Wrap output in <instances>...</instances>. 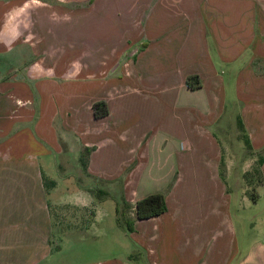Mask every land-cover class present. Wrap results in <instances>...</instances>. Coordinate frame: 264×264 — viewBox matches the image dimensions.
<instances>
[{
  "label": "crops",
  "instance_id": "obj_1",
  "mask_svg": "<svg viewBox=\"0 0 264 264\" xmlns=\"http://www.w3.org/2000/svg\"><path fill=\"white\" fill-rule=\"evenodd\" d=\"M1 55L11 63L0 65V264H41L57 245L53 236L60 242L68 235L60 209L96 207L89 193L70 186L75 175L52 161L66 157L65 141L74 142L77 163L92 149L84 177L121 181L128 199L173 183L163 214L128 219V242L141 263L127 250L73 264H264V228L245 250L237 245L218 173L220 146L203 130L226 103H238L242 133L261 153L264 184V0H0ZM189 77L197 87L187 88ZM98 101L107 115L95 119ZM170 113L188 118L179 142L154 134ZM164 143L171 152L160 175L147 152ZM206 148L200 161L191 157ZM114 151L126 157L103 169ZM51 163L56 174L47 172ZM152 172L163 186L138 181ZM186 179L191 196L180 189ZM204 210L212 221H201ZM68 223L71 234L85 228Z\"/></svg>",
  "mask_w": 264,
  "mask_h": 264
},
{
  "label": "rangeland",
  "instance_id": "obj_2",
  "mask_svg": "<svg viewBox=\"0 0 264 264\" xmlns=\"http://www.w3.org/2000/svg\"><path fill=\"white\" fill-rule=\"evenodd\" d=\"M10 63L9 56H0V65L4 67L6 64ZM239 106L238 103H226L225 111L218 114L215 120L213 119V123L203 127V130L208 133L207 137L211 138L220 146V159L222 163L221 165L218 164V173L219 175L221 174L223 181L225 180L224 184L227 189V194L229 195V203L226 208L227 218H229L232 224L237 245L241 250H245L250 244V241L261 239V233L264 228V184L258 186L260 165H257V161L261 157V153L252 152L246 148L244 138L237 127L236 119L241 118V113H239L240 109L238 110ZM186 120H188V118H186L185 115L176 119H174L171 113L163 115L161 121L157 124L158 126L154 134L163 137V141L173 139L174 142H179L183 139L182 137L185 138L187 134L185 133L186 127L183 126V124H186ZM198 120L196 116L192 119L195 124H197ZM194 133H196L195 130ZM65 143L67 145L64 144L65 146L62 145L61 148L63 150V155H66V157L61 158L58 156L52 158V161L55 162V164L59 162L60 173L75 175L76 179L71 182L70 186H75L89 193L96 207L94 210L88 208L82 211L73 210L70 207H67V209H60V211H65V213L59 211L61 214L58 215L64 218L66 217V223H64L66 226L63 227L68 235H65L64 239L61 237L60 242H57V239H55L56 236H53V242L57 245L54 247V251L52 250V253L49 254L48 258L41 264H57L58 262V264H73L78 260L101 259L109 255L123 256L127 250H130L136 261L141 263L142 254L139 256L137 251H132V246H130L128 242L129 231L125 223L129 218L131 219V215L133 219V207L137 197L136 192L128 199L125 196L123 197L122 193L124 191L121 181H115L113 183H96L89 181L83 175L84 170L81 163L79 161L78 163L75 162L74 154H76L77 151L73 148L75 146L74 142L65 141ZM164 144L165 146L162 147L161 145V150L159 151H151L149 149L150 151L148 150L147 152V162H150V166H152V161L158 160L156 165L160 175H162L166 169V161L171 152L166 149L167 147L169 148V146H166V143ZM206 149L207 150L193 151L194 154H191V157L200 161V158H204V153H209V149ZM125 157L126 154L124 152L114 151L113 164L108 167H106V165H102L101 167L103 169L114 168L116 162L119 161V159L123 160ZM136 163L137 159H134L125 168L123 174L119 178L122 179L123 176L128 174L135 167ZM79 171L82 173L81 176L79 175ZM47 172L56 174V166L51 163V165L47 167ZM152 173L153 174L143 173L139 177L140 179L138 178V181L148 185L147 187L159 188L163 186L164 183L159 179L160 175L154 172ZM127 184L130 185L131 183ZM170 185L173 186V183ZM170 185H167L162 191L164 197L169 191ZM192 186L193 183L191 181L187 182L186 179L182 186H180V189L184 190V195L191 196L195 192ZM95 187H97L99 192L95 190ZM255 187H257L255 189L256 193L254 191ZM64 191L63 189L62 192ZM250 194L256 195L257 198L255 202L249 200ZM202 207H204V205ZM75 211L76 213H74ZM94 212L95 219H93ZM199 216L201 217V221H212L211 218H208L205 210L201 212ZM51 217L56 218L57 215L51 214ZM184 217L186 216L184 215ZM192 217H197V215H191L189 219L191 220ZM68 222L71 224L76 222V227L79 225V227H85L84 229L86 230L82 229L81 233L71 234L72 232L69 231L70 227ZM54 233H56V230H53V235Z\"/></svg>",
  "mask_w": 264,
  "mask_h": 264
},
{
  "label": "trees",
  "instance_id": "obj_3",
  "mask_svg": "<svg viewBox=\"0 0 264 264\" xmlns=\"http://www.w3.org/2000/svg\"><path fill=\"white\" fill-rule=\"evenodd\" d=\"M194 78L189 77L186 79L185 84L187 86V88L189 89H193L195 87H197V84H194ZM91 112H92V116L93 118L97 119V118H102L104 116L107 115V107L106 104L103 101H98V102H94L91 104ZM236 123H237V127L239 128L240 133L242 134L243 138H244V143L246 145V148L248 150L251 151V148L248 144V141L245 137V135L242 133L241 130V126H240V120L236 119ZM91 148H84L81 152L80 155V163L83 166V169H85L86 167V163H87V157L89 155V153L91 152ZM262 161V158L260 157L257 161V165H260ZM222 161L220 159L219 161V165H221ZM219 177L222 176L221 174L219 175ZM259 180V179H258ZM43 182V186L45 188H49L51 186H53V182L52 181H47L46 179H42ZM256 195L255 194H250L249 196V200L251 202H255L256 201ZM166 211V207H165V202H164V193L163 192H158L155 194H151L148 195L138 201H136L134 203V207H133V219L134 220H146L152 217H157L161 214H163ZM126 228L129 232H131L132 230V226H131V221H126Z\"/></svg>",
  "mask_w": 264,
  "mask_h": 264
}]
</instances>
